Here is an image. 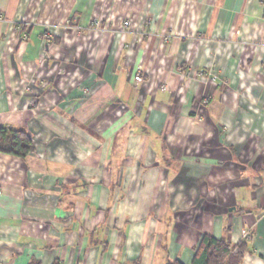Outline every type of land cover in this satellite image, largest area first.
<instances>
[{
  "label": "crops",
  "instance_id": "1",
  "mask_svg": "<svg viewBox=\"0 0 264 264\" xmlns=\"http://www.w3.org/2000/svg\"><path fill=\"white\" fill-rule=\"evenodd\" d=\"M0 129V264H264V0H0Z\"/></svg>",
  "mask_w": 264,
  "mask_h": 264
},
{
  "label": "trees",
  "instance_id": "2",
  "mask_svg": "<svg viewBox=\"0 0 264 264\" xmlns=\"http://www.w3.org/2000/svg\"><path fill=\"white\" fill-rule=\"evenodd\" d=\"M34 151L30 134L22 130L0 129V152L8 155L26 157ZM247 242L237 246L206 236L197 250L193 264H234L248 252ZM38 264V263H36ZM171 264H180L177 262Z\"/></svg>",
  "mask_w": 264,
  "mask_h": 264
},
{
  "label": "built area",
  "instance_id": "3",
  "mask_svg": "<svg viewBox=\"0 0 264 264\" xmlns=\"http://www.w3.org/2000/svg\"><path fill=\"white\" fill-rule=\"evenodd\" d=\"M97 22L98 21H96V24H97ZM22 24H24V23H22ZM130 25H131L130 21L126 20L123 23V28H128V27H130ZM25 26L30 27V25L28 26L27 23H25ZM18 29H19V27H18ZM55 37H56V34L52 32V30L50 29L49 26H47L44 33H43V37H42L43 41L45 43L46 50H49L51 48V46L54 43ZM143 75H144V67L142 64H139L136 67V71H135V75H134V87L135 88H138V86L143 82ZM201 76H203V73H201ZM211 79L213 81H216L217 77L215 75H211ZM28 91H30V89H28ZM141 101H142V97L139 96L138 97V103L140 104ZM241 234H242V238L244 240H247L249 238V233L247 230H242Z\"/></svg>",
  "mask_w": 264,
  "mask_h": 264
}]
</instances>
